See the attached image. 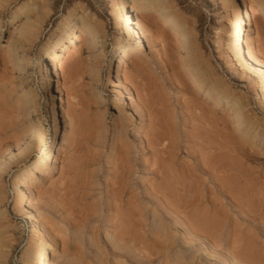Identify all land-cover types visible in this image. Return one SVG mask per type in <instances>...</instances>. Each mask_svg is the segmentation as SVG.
I'll return each mask as SVG.
<instances>
[{
  "label": "rangeland",
  "instance_id": "obj_1",
  "mask_svg": "<svg viewBox=\"0 0 264 264\" xmlns=\"http://www.w3.org/2000/svg\"><path fill=\"white\" fill-rule=\"evenodd\" d=\"M140 1L147 11L133 14L147 26L145 49L110 77L114 45L132 42L113 19L119 0H0V264L28 262L27 246L36 240L30 215L55 247L49 255L53 264H234L240 253L254 259L264 255L256 237L245 236L241 220L264 205L261 77L241 65L228 46L234 5L251 4L253 21L244 30V44L264 64L263 5L255 0ZM162 4L175 27L149 22L148 13ZM65 22L73 26V45L58 53L54 77L39 49ZM34 23L42 26L37 38L23 32ZM82 23L99 32L95 50L88 39L74 40ZM186 54L202 58L209 85L236 103L244 133L219 109L218 125L199 145L193 127L182 126L191 97L179 90L175 133L166 136L170 126H160L159 147L167 146L170 155L156 161L148 153L145 119L130 105L141 98L129 84H156V73L168 84L172 71L178 87L196 89L188 69L176 66ZM118 84L126 100L111 90ZM51 95L59 111L56 134ZM123 101L127 105L119 117L113 108ZM152 115L153 121L161 117ZM50 141L49 159L23 185L29 194V209L23 210L14 178ZM162 163L169 165L166 178L159 174Z\"/></svg>",
  "mask_w": 264,
  "mask_h": 264
},
{
  "label": "bare ground",
  "instance_id": "obj_2",
  "mask_svg": "<svg viewBox=\"0 0 264 264\" xmlns=\"http://www.w3.org/2000/svg\"><path fill=\"white\" fill-rule=\"evenodd\" d=\"M255 1L262 3L263 6H260V8H264V0ZM165 8L166 4H162V6L157 10H153L152 12L148 13L151 14L148 15V17H150L149 22L158 23L163 27H175L172 16L167 14V10L163 11ZM137 11L146 12V4L140 0H119L118 4L113 9V19L116 22L117 27L120 29V31L124 32L132 42L123 43L122 41H119L114 45L112 56L109 60L112 70L109 74L110 77H117L126 61L130 57L140 54L145 49L143 35L144 30L147 29V26L143 23L139 16L133 14ZM253 12L254 7L251 4L244 6L236 3L234 5L232 17L233 27L228 35V46L234 57L241 65L247 66L248 69L254 72L255 75H260L262 86L260 104L264 107V64L257 59L253 52L247 50L244 44V30L247 25L253 21ZM38 18L39 17L36 19ZM72 27L73 26L70 22H65L62 26L53 29L54 31L52 36L46 38L45 42L42 43L39 49V55L44 58L45 63L52 66V69H50L49 72L50 75L54 77L58 76V55L61 53L64 54L65 51L73 45L70 36L71 34L69 32ZM80 27V29H77L73 33L75 36L74 40L80 41L83 39H88L92 44V46L89 44L90 50H95V48H97L95 42L99 38V32L87 24L82 23L80 24ZM16 31H20V29H17ZM23 32H28V34L37 38L42 32V26L40 24L38 25V23L30 24V26L24 29ZM179 36H181V33H179ZM182 58L184 63L177 62L176 66L178 67L179 71L183 70L184 67L188 69L187 71L190 72L192 78L195 79V83L191 82V84L194 85L196 89L189 90L178 87L177 75L172 73V71H170L171 74L168 75L170 77L168 84L161 81V76L159 73H156L155 75V80L157 82L156 84L150 83L145 87L140 83V80H133L129 84V87L135 90L138 98H141L137 104L131 103L130 101V105L133 106L132 108L138 115H140V117L145 119L144 126H146V131L144 136L146 137L147 141L148 153L149 155L156 157V161L160 159L158 156H162V154H166L165 157H161L162 161L166 160L168 155H170V153H168L167 146L159 147L163 134L160 126H170V132L169 134L166 133V136H170L176 131L179 118L177 115V107L180 106V104L177 103L178 93L176 91L183 90L188 96L191 97L185 102L186 110L189 112V115L187 121L184 122L182 126L193 127V133L196 136L194 138L196 139V143L199 145L200 143L206 141V137L209 135L212 126L218 125L216 121V113L219 109L223 111V115L226 120L233 121L235 125L242 129L240 115L237 113L236 103L232 102L229 98L224 97L219 88L214 85H209L210 78L202 71L204 66L203 59H198L197 57H192L188 54L183 55ZM136 71L139 75L140 71L138 68ZM113 73L114 75L112 76ZM50 86L53 87V85ZM119 87L120 85L118 84L117 86L112 87L111 90L121 96L123 100H126V98H124L125 94ZM55 88L58 89L57 84ZM124 89L128 95L131 94L130 89H127L126 87ZM168 89H170V92L173 91V93H170ZM200 94H202V99L199 98ZM54 99V95H51L49 104L50 118L54 122L56 134L58 128L60 127V121L59 111L56 106L57 101ZM123 104L127 105L123 101L122 103L120 102L118 105H115L113 108V111L117 112L119 117L123 116V110L125 109ZM153 112L161 116L156 121H153ZM18 140L19 139H16V143ZM50 145L51 141L47 144L44 151L39 156H37L30 164H28V166H25L24 169H22V174L14 178L13 188L16 195L20 197L18 206H21V209H23L22 205L26 204V207L23 210L29 209V194L23 185L25 182L30 181L32 176L39 172L44 166L45 162L49 159ZM207 148L208 147L206 146L205 149ZM178 150L176 148V152ZM189 154L194 156V154L191 152ZM2 156L3 151L0 150V157ZM169 161L170 158L167 160V162ZM161 168L162 170L159 171L160 177L166 178V172L169 170V165L162 163ZM53 169L54 166L52 167V170ZM121 188L124 189V186ZM242 191L244 192V188ZM27 212L30 213V211H26V213ZM251 213L253 217L243 216L241 219L242 225L244 226L243 232L245 236H255L256 241L264 246V205L260 204ZM29 221L30 225H32V232L36 237V240L27 246L26 256L28 258V262L26 264H53L49 261V255L54 254V245L48 243L44 239L42 226H40V224L36 221L35 216L30 215ZM126 237L128 238V236ZM122 244L123 246L121 247L125 251V242L123 241ZM207 246H209V244H207ZM111 247L113 255L117 256L119 254L117 250L118 245L113 243ZM166 252L170 253L171 250L166 249ZM253 259L254 258H252V256H250L248 253H240L235 255L232 258V261L234 264H255V262L253 263ZM255 259H257V263H264V255Z\"/></svg>",
  "mask_w": 264,
  "mask_h": 264
}]
</instances>
